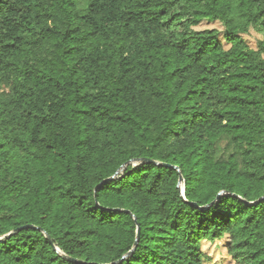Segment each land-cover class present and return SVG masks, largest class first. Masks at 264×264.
<instances>
[{"label": "trees", "instance_id": "1", "mask_svg": "<svg viewBox=\"0 0 264 264\" xmlns=\"http://www.w3.org/2000/svg\"><path fill=\"white\" fill-rule=\"evenodd\" d=\"M263 196L264 0H0V264H264Z\"/></svg>", "mask_w": 264, "mask_h": 264}, {"label": "rangeland", "instance_id": "2", "mask_svg": "<svg viewBox=\"0 0 264 264\" xmlns=\"http://www.w3.org/2000/svg\"><path fill=\"white\" fill-rule=\"evenodd\" d=\"M215 27L221 29L222 26L219 22L201 21L196 28H210ZM248 44L252 47L255 46L259 34L251 30L248 34L244 35ZM227 237H223L214 241H203L201 247L207 253L209 258L205 261L206 264H233L231 256L228 254L226 243Z\"/></svg>", "mask_w": 264, "mask_h": 264}, {"label": "water", "instance_id": "3", "mask_svg": "<svg viewBox=\"0 0 264 264\" xmlns=\"http://www.w3.org/2000/svg\"><path fill=\"white\" fill-rule=\"evenodd\" d=\"M155 163H157V162H155ZM171 167L174 168V169H176V170L179 172L177 186L180 188V186H181V182H182V175H181V173H180V171H179L178 168H176V167L173 166V165H171ZM219 194H220V192H219ZM219 194H218V195H219ZM263 197H264V196H263ZM263 197H261L260 199H262ZM260 199H259V200H260ZM127 212H128V211H127ZM25 226H27V225H24V226L18 227V228H16V229H14L12 232H16V231H18L19 229H21V228H23V227H25ZM138 236H139V227L137 226V235H136V238H135V241H134V244H133V248H134V247L136 246V244H137ZM47 237H48V235H47ZM130 252H131V251H129L127 254H125V255L123 256V258H125L128 254H130Z\"/></svg>", "mask_w": 264, "mask_h": 264}]
</instances>
